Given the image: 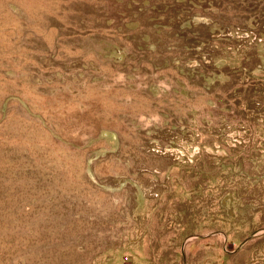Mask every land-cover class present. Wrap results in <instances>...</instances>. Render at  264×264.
<instances>
[{
	"label": "rangeland",
	"instance_id": "374dc122",
	"mask_svg": "<svg viewBox=\"0 0 264 264\" xmlns=\"http://www.w3.org/2000/svg\"><path fill=\"white\" fill-rule=\"evenodd\" d=\"M0 264H264V0H0Z\"/></svg>",
	"mask_w": 264,
	"mask_h": 264
}]
</instances>
